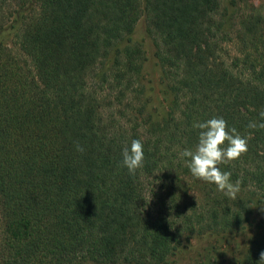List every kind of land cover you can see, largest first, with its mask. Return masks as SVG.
Segmentation results:
<instances>
[{"label": "trees", "instance_id": "16d2710c", "mask_svg": "<svg viewBox=\"0 0 264 264\" xmlns=\"http://www.w3.org/2000/svg\"><path fill=\"white\" fill-rule=\"evenodd\" d=\"M222 2L0 0V264H173L206 236L245 240L238 258L213 244L196 264H264V129L248 127L264 122V1ZM213 117L251 137L220 165L236 199L181 157Z\"/></svg>", "mask_w": 264, "mask_h": 264}, {"label": "clouds", "instance_id": "9594fccd", "mask_svg": "<svg viewBox=\"0 0 264 264\" xmlns=\"http://www.w3.org/2000/svg\"><path fill=\"white\" fill-rule=\"evenodd\" d=\"M264 119V111L260 113ZM198 128L199 137L195 150L185 149L181 153L182 158H188L187 166L192 175L208 183L216 185L217 190L223 192L231 199H236L240 191L241 181H231L232 173L224 171L220 167L229 161L238 159L248 150L250 136H241L236 128H229L223 117H213L204 122L193 124ZM249 128L264 129V122H250ZM227 142V147H224ZM78 151L83 149L78 146ZM123 165L130 174H135L138 168L143 167L144 145L140 139H133L130 147H125L122 152ZM259 260L264 261V251L259 253Z\"/></svg>", "mask_w": 264, "mask_h": 264}, {"label": "rangeland", "instance_id": "374dc122", "mask_svg": "<svg viewBox=\"0 0 264 264\" xmlns=\"http://www.w3.org/2000/svg\"><path fill=\"white\" fill-rule=\"evenodd\" d=\"M238 2L237 9L238 10H245L247 11L249 8V3L252 2L256 6L260 4L264 0H236ZM227 4L226 0H223L222 6H225ZM10 39V40H9ZM7 40L11 42V38L9 37ZM8 41V42H9ZM133 41L135 43H140L144 49V56H145V76L146 78L150 79L152 81V87L154 89L153 95L155 97H158V67L156 66V58L154 56V52L156 50V47L153 45L152 40L147 37L146 34V25L144 22V17H141V19L138 21L135 31L133 33ZM132 98V104L129 107L131 109L130 112H134L137 108V104L139 100L137 99V93H130ZM246 238V237H245ZM244 237H237L234 239H216L215 237H201V238H194L190 240L189 243L185 244L183 249L181 250L180 258L177 262L173 264H196V261L199 259L200 254L202 253L203 249L207 246L213 245V244H220L223 247H230L233 248V252H235L237 255L236 258L239 256V251H241V248L244 243Z\"/></svg>", "mask_w": 264, "mask_h": 264}]
</instances>
